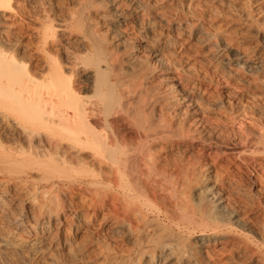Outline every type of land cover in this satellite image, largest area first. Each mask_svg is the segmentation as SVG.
I'll return each mask as SVG.
<instances>
[{
    "label": "bare ground",
    "instance_id": "1",
    "mask_svg": "<svg viewBox=\"0 0 264 264\" xmlns=\"http://www.w3.org/2000/svg\"><path fill=\"white\" fill-rule=\"evenodd\" d=\"M259 18L264 0H0V123L29 148L0 166V264H264L231 182L171 159L216 139L198 96L213 68L262 82L250 95L264 101ZM11 28L30 41L5 40ZM77 167L105 191L61 175Z\"/></svg>",
    "mask_w": 264,
    "mask_h": 264
},
{
    "label": "rangeland",
    "instance_id": "2",
    "mask_svg": "<svg viewBox=\"0 0 264 264\" xmlns=\"http://www.w3.org/2000/svg\"><path fill=\"white\" fill-rule=\"evenodd\" d=\"M236 1H241V0H236ZM13 7H15V3H13ZM16 7H17V4H16ZM259 17H260V15H259ZM259 19H261L260 21H264L263 18H259ZM8 23H10V22H8ZM8 26H11V25L9 24ZM260 26H261V28H264V25L260 24ZM11 31H13L15 33L11 32ZM19 31L21 33V30L19 28H14V29L11 28L10 32H11V34L12 33L13 34L12 35L11 34H5L3 37H4V39L7 38L5 40L11 41L13 43L15 41H16L15 43H17L18 40L20 43H23V44L28 43L30 41V37L26 36V34H24V33L20 34ZM22 48L18 49L16 47L15 49H13V52L15 51L14 53L18 54V57H20L26 63H28L29 58H30L29 57L30 53H32V52H26ZM212 70L210 71V73H211V77H213V81H214L213 84L214 85H212L211 87L210 86L207 87V90H206L207 93H205V95H198V96H199V101H201L200 103H202L203 105L206 104L204 106V108L208 112L207 113L208 115L205 116V118H206L205 125L207 126V127L206 126L205 127L209 130L210 133H211V131L215 132L213 137L216 139H214L215 141L211 142V144H209V145L206 144V146L203 147L204 149L200 148V147L199 148L195 147L194 149H192L193 150L192 151L191 149L187 150L184 148H181V149L175 148L173 151L174 154L172 153L171 159L179 160L180 158H184L185 160H188V158L192 157V155H193L195 157H198V161H199V162L198 161L195 162L196 165L194 164L196 172H195L193 166H189L190 171H193V173L191 172L193 174L192 175L193 177L196 178L200 173H203V174L209 173L210 176L212 178H214L215 180H219V179L222 180V178L226 179L227 181L229 180V182H231L232 186H229L228 187L229 189L227 188L225 193H228V195L230 197L229 199H231L233 201V203H232L233 208H235V210L238 209L237 211L239 212L240 215H241V213H243V215H241V218L246 217L245 219L242 218L243 222L246 224L248 222V224L251 226V231H252L248 235H250L251 238L256 241V238L254 236L253 231L255 232V230L256 231H258V230L262 231L263 230L262 233L264 235V158H262V157H264V155H263L264 152L256 153V156H255V153H254L255 150L252 151V149H255V147L257 145L255 146L254 144H250V142L248 143V141L247 142L244 141L245 138H243V137H244V135H245V137H247L246 136L247 134L245 133V131L248 128H249L248 130H250V129L254 130L255 129V130H258L259 132L261 131L260 133H262V135L264 137V129H263L264 128V105L260 106L261 103L262 104L264 103V101L263 100L258 101V99H252L251 95H250L251 93H252V95L259 94L257 92L258 90L256 88H258L259 85L261 86L262 82L259 81V82H261V84L257 83V82H253L251 88H249L246 84L243 85L241 83V81H244V77H246L247 79L250 78L242 70H239L238 77L233 79V81H235V82H233V81L230 82L227 79H224L225 77H223V76L220 77L219 73L217 74L216 72H214L215 70L214 71H212ZM212 73H213V76H212ZM226 78H228V76H226ZM224 80H227L228 82H226ZM251 80L252 79H250V81ZM256 83H257V85H256ZM255 86H257V87H255ZM251 90H253V91H251ZM254 93H256V94H254ZM202 98H203V100H200ZM254 101H256L257 103L256 102L254 103ZM250 102H251V104H250ZM258 102H260V103H258ZM239 104L241 106H239ZM210 105H212V106H210ZM235 105H237V106H235ZM237 107H239V108L242 107L243 111L241 109V112L239 111L240 113L237 112V110H238ZM262 107H263V110H262ZM251 108H253V109H251ZM254 108H256V110H254ZM257 108H258L259 112H258ZM253 110H254V113H253ZM7 118H6L4 123H0V162H1L0 166H2L1 165L2 162H5L6 158H8L10 154L13 155V153L15 154V152L19 151V150L22 151V149H23V151L20 153H23V152L26 153V152H28L27 149L29 150L28 145L22 144L23 145L22 146L21 143L18 142L17 136L12 131L13 128L9 129V126L11 125V121L13 120V118L11 116L7 117ZM9 123H10V125L7 126V124H9ZM252 128H254V129H252ZM99 131H100L99 133L104 138L105 137L107 138V128L106 127L101 128ZM242 138H243V141H242ZM226 140L228 142H226ZM237 142H239V143H237ZM235 143L238 145L235 146ZM242 143H244L245 145ZM210 145H211V149H210ZM222 145H224V146H222ZM241 145L242 146L244 145V147H242ZM248 145H250V147ZM24 146L27 147V149H24L25 148ZM221 147H223V148H221ZM259 147H260V149H263L264 145L259 146ZM159 148L160 147H158V149ZM14 149H15V151H14ZM16 149H18V150H16ZM240 150H241V152H239ZM247 151H249V152H247ZM164 153L165 152H163L162 154H164ZM188 153H191L190 154L191 156ZM196 153H198V154H196ZM175 154H176V156H175ZM238 154H240V155H238ZM246 154H247V156H246ZM250 154H251V156H250ZM199 155L201 156V159L199 158L200 157ZM247 158L251 162L247 161L248 160ZM255 158L258 159L256 162L254 161ZM171 166H173V163ZM85 167L86 166H84V168ZM84 168L79 167L75 171H67V172L62 173L61 175L63 176L65 174L63 176V178L66 177L65 179L69 182H71V181H74L76 183L82 182L81 183L82 187L83 188L85 187L86 193H87V191H90V190L95 191L98 189L105 191L104 188H105L106 182H105V179L103 178V176L101 174L98 175V172L96 173V175L88 174L85 171L86 168L85 169ZM203 170H204V172H202ZM78 172L81 174H78ZM51 174H54V173H51ZM174 175H176V174H174ZM97 178H99V179H97ZM100 180H102V181H100ZM101 182H103V184ZM99 184L100 185L102 184L104 186H101V187L97 186ZM228 195H227V197H228ZM241 195H242V197H241ZM83 196H85V195H82V194L74 195V197L76 198L77 201H78V199L80 201L81 200L80 198ZM234 198H236V199H234ZM242 203H244V204H242ZM238 206H239V208H238ZM240 208H241V210H240ZM241 211H243V212H241ZM250 211L252 214L250 213ZM248 216H250L253 219L252 220L253 222H251V218ZM254 222H256V223H254ZM257 224H260V225H257ZM253 225H254V228H252Z\"/></svg>",
    "mask_w": 264,
    "mask_h": 264
}]
</instances>
